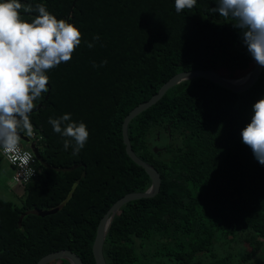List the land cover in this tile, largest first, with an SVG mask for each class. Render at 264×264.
<instances>
[{
	"label": "trees",
	"instance_id": "1",
	"mask_svg": "<svg viewBox=\"0 0 264 264\" xmlns=\"http://www.w3.org/2000/svg\"><path fill=\"white\" fill-rule=\"evenodd\" d=\"M20 2L43 3L79 29L81 43L71 60L46 73L49 91L34 102L41 108L30 114L35 138L28 137L52 169L38 164L40 175L23 187L19 204L0 199V264H37L60 250L95 264L99 221L117 200L150 186L125 152L127 114L178 73L212 70L238 78L255 61L233 21L210 11L216 0H197L181 13L174 0ZM20 12L29 22L38 14ZM94 36L99 40L87 47ZM262 96L264 70L238 94L195 78L169 89L129 123L133 152L158 171L161 185L155 197L129 202L117 213L103 245L106 264H159L155 257L170 264H264L255 255L264 253V165L240 135ZM64 114L89 132L76 155L71 146L64 150L48 122ZM56 209L44 217L25 214ZM239 235L248 249L233 261L228 250Z\"/></svg>",
	"mask_w": 264,
	"mask_h": 264
},
{
	"label": "clouds",
	"instance_id": "2",
	"mask_svg": "<svg viewBox=\"0 0 264 264\" xmlns=\"http://www.w3.org/2000/svg\"><path fill=\"white\" fill-rule=\"evenodd\" d=\"M197 0H174L175 11L193 9ZM210 11L230 19L238 30L242 44L251 58L264 67V0H216ZM38 13L30 22L21 18ZM93 42H86L92 48ZM81 43V32L65 19H57L43 3L22 4L20 0L0 2V147L14 150L19 141L18 129L33 135L30 114L35 101L49 91L46 74L62 62L67 63ZM107 61L101 62L103 66ZM97 67V65H93ZM250 122L241 130L242 143L254 158L264 165V96L252 105ZM53 131L63 138L65 151L72 147L78 154L85 146L89 132L85 123L71 120L70 114L49 117ZM78 184H73V190Z\"/></svg>",
	"mask_w": 264,
	"mask_h": 264
},
{
	"label": "water",
	"instance_id": "3",
	"mask_svg": "<svg viewBox=\"0 0 264 264\" xmlns=\"http://www.w3.org/2000/svg\"><path fill=\"white\" fill-rule=\"evenodd\" d=\"M264 67L259 66L256 62L251 70L245 73L243 76L238 78H225L219 75L218 73L212 70H193L189 72H181L174 75L170 78L159 90L156 94H154L148 101L143 102L133 108L127 116L124 118L122 122V142L125 146L126 155L134 162L137 166L141 167L144 172L147 174L150 180V186L144 192L139 193H130L126 194L119 200H117L105 213L102 219L99 221L96 235L92 244V255L95 264H106L104 256H103V245L109 229L112 225V222L117 215V213L125 206L127 203L140 200V199H149L155 197L160 190L161 185V177L158 171L147 162L141 160L132 150L130 141L128 138V125L129 123L139 114L149 109L151 106L155 105L163 96L164 94L171 88L177 86L178 84L192 80L195 78H202L207 80L221 88L229 90L233 93H243L248 91L252 88L257 80L259 79L261 73L263 72ZM41 108V105L38 104L32 113L37 112ZM19 140L26 143L32 153L34 154L35 159L37 160L38 164L45 168V169H52L49 165H47L41 158L39 150L37 149L36 145L31 142L30 138L23 134H18ZM56 171H63L62 169H54ZM60 209V208H59ZM53 211H27L25 214H32L40 217H44L50 215L51 213H55L57 210ZM21 215L19 218L20 223L21 219L25 215ZM54 261H65L68 264H83L82 260L78 255L73 253L69 250H60L57 252L49 253L43 256L37 264H50Z\"/></svg>",
	"mask_w": 264,
	"mask_h": 264
},
{
	"label": "rangeland",
	"instance_id": "4",
	"mask_svg": "<svg viewBox=\"0 0 264 264\" xmlns=\"http://www.w3.org/2000/svg\"><path fill=\"white\" fill-rule=\"evenodd\" d=\"M18 145L24 148H27L26 143H20L18 142ZM13 171L9 164L4 160L0 159V199L4 201H10L14 204H19L21 197L23 195V188L16 185L13 181ZM244 235H239L237 238L233 239V244L231 245L230 249L228 251L232 252L230 258L231 260H237L239 256H241L245 250L247 251L248 247L244 244L243 241ZM223 245V244H221ZM217 253H221L222 255H225L223 251H217ZM227 253V252H226ZM217 255V254H216ZM256 258L261 259L264 256V253L261 251L256 252ZM219 254L217 255V257ZM159 260V264H170L168 261H166L165 258H157L155 257L152 262H157ZM202 262H205L208 260V257H201ZM232 261V263H233ZM236 264V263H233Z\"/></svg>",
	"mask_w": 264,
	"mask_h": 264
},
{
	"label": "built area",
	"instance_id": "5",
	"mask_svg": "<svg viewBox=\"0 0 264 264\" xmlns=\"http://www.w3.org/2000/svg\"><path fill=\"white\" fill-rule=\"evenodd\" d=\"M34 136L33 133L32 137ZM0 159H4L9 164L13 171L12 181L20 187L35 182L40 175L38 162L29 148L17 144L14 150L5 152L0 147Z\"/></svg>",
	"mask_w": 264,
	"mask_h": 264
},
{
	"label": "flooded vegetation",
	"instance_id": "6",
	"mask_svg": "<svg viewBox=\"0 0 264 264\" xmlns=\"http://www.w3.org/2000/svg\"><path fill=\"white\" fill-rule=\"evenodd\" d=\"M35 138V137H34ZM30 140H31V142L33 143V139L32 138H30Z\"/></svg>",
	"mask_w": 264,
	"mask_h": 264
},
{
	"label": "crops",
	"instance_id": "7",
	"mask_svg": "<svg viewBox=\"0 0 264 264\" xmlns=\"http://www.w3.org/2000/svg\"><path fill=\"white\" fill-rule=\"evenodd\" d=\"M27 148H29V146L27 145ZM30 149V148H29ZM23 188V187H22Z\"/></svg>",
	"mask_w": 264,
	"mask_h": 264
}]
</instances>
